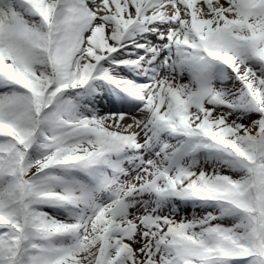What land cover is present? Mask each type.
<instances>
[{
    "label": "snow or ice",
    "instance_id": "obj_1",
    "mask_svg": "<svg viewBox=\"0 0 264 264\" xmlns=\"http://www.w3.org/2000/svg\"><path fill=\"white\" fill-rule=\"evenodd\" d=\"M0 264H264V0H0Z\"/></svg>",
    "mask_w": 264,
    "mask_h": 264
},
{
    "label": "rangeland",
    "instance_id": "obj_2",
    "mask_svg": "<svg viewBox=\"0 0 264 264\" xmlns=\"http://www.w3.org/2000/svg\"><path fill=\"white\" fill-rule=\"evenodd\" d=\"M188 211H190V210H188Z\"/></svg>",
    "mask_w": 264,
    "mask_h": 264
}]
</instances>
